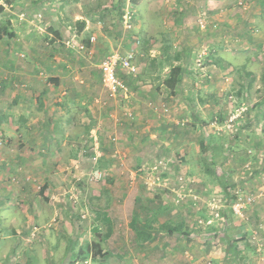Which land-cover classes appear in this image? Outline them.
<instances>
[{"label": "crops", "instance_id": "0c3cea01", "mask_svg": "<svg viewBox=\"0 0 264 264\" xmlns=\"http://www.w3.org/2000/svg\"><path fill=\"white\" fill-rule=\"evenodd\" d=\"M224 1L226 0H173L171 4L168 5V7H171V9L173 8V11L176 12L172 20L170 14L171 9L169 12L167 10H161L159 16L160 23H163L162 18L165 17L164 23L169 26L170 30H172V28L175 30L174 37L179 42L173 60L174 64H172V66L175 64L179 66L182 71L179 77L180 79H178V85L174 87V90L168 87L169 92H167L163 82L158 81V83H152L149 81L148 86H150L151 89L147 91L148 94L145 91H136L135 93L144 98L150 97L151 101L152 99H159L160 96L166 99L163 105L160 103L158 106L152 107L155 119L152 121L150 117L151 114H145L143 111H131L133 115L130 116L126 110L124 114L113 115H116L117 120L125 119L126 123H130V125L121 120L120 125L123 127L118 125L117 122L111 126L113 131L112 135L116 134L120 140H124L122 144L126 147V150H129L131 146L140 147L141 144L144 145L149 138L153 139V137L157 138L158 141L164 139L162 140L164 144H160L163 146V149H171L175 146L174 142H180V150H178L180 154L178 158L180 160L182 158V162L185 164L188 163V161L192 162L191 155L196 153L198 157L193 161L194 163H191V165L189 164L190 167L194 168V165H199V169L202 172L200 177L205 175V179L211 182L212 177L209 176L210 173L213 177L219 179V184H221L222 177L216 175L217 168H222L223 170L225 169L226 172H230L231 168L238 169L246 161H252V165L256 167V172L261 174L264 173V165L261 164L260 159L257 160L258 155L249 156L246 153V148L250 149V147L259 151L263 149L261 145L264 141L262 136V134H264V31L256 30L261 33L253 34L245 28L246 24H231L230 18L223 23L224 26L222 28L216 31H212L211 29L200 30L198 27L189 25L192 21L189 20L188 17L190 14L195 13L193 10L195 9L196 11V7H206V9L210 11L213 8L219 9L225 6V4H223ZM37 3L39 2H34L35 5H33L28 2L30 7L39 6L36 5ZM260 3L263 5L264 0H260ZM68 6L69 3L65 2L63 5L50 7V15H46V19L49 20L47 22L49 27L45 29L38 26L40 30L36 28V36L34 32L29 34L31 43L28 44V50L30 49L31 52L29 53L27 50H21V55L24 56L22 62H20L19 57L16 56L18 51L14 53L16 49H14L13 46L17 45L15 44L16 42H20L19 39L23 36L22 33L25 31L27 21L21 22L19 18H15L9 14L6 15V13L4 15V13L0 11V18L9 19L14 32L13 36L8 37L5 35L4 37H0V259L9 258L11 254H18L21 258L25 256V258H27L26 261L31 264L50 263L49 258H45L46 256L43 250L40 251V253L34 251L35 253L33 254L29 252L28 249L24 248L20 240L19 231L27 225L33 223L37 225L47 217L53 218L56 214L59 215L60 212L63 215L64 213L67 215L72 212L70 208L62 209L61 204H58V207L60 206L59 209H55L54 205L46 203L47 197L50 196V191L56 187L61 188L63 183H65L64 185L68 183L67 177L65 176L68 175L66 168L68 164L71 162L73 164L75 162L74 159L70 158L72 151L73 153L78 151L80 155V149L85 141L83 127L80 121L81 114H83V116L84 114H89V112L87 113L86 106L88 102L98 94L96 92L97 89L93 90L94 87H97V76L100 77V84L104 87L101 70L98 64L107 55L108 46L113 47L115 41H122V37L120 39L109 33L104 35L106 39L102 38L99 30L96 31L95 29H91L92 24H95L96 21L89 16L79 14L75 15L73 18L68 17V12L71 9L70 6L69 8ZM36 11L38 12L39 9ZM209 11L206 10L207 13H210ZM261 14L263 17L264 13L261 12ZM255 18L256 16L254 14V21ZM100 20L99 18L98 22H100ZM15 21L18 23L16 24ZM257 21L256 24H259L261 17H259ZM150 22L151 18L147 23ZM205 25L207 26L208 22H206ZM210 27L211 25H208V28ZM117 34H120L119 30ZM197 35L198 38H195L197 39L196 43L201 42L205 37L208 40H211L212 37L214 40L213 52L211 51L208 58V61L212 59V62L209 61L206 65L203 61L204 67L202 68L204 71L208 70V73L211 75V72L215 73L214 71H217L219 67L221 70L216 72L215 78L207 82V85L203 84L201 86V88H204L203 90L201 88L195 90L186 89L187 92L191 91V99H187L184 98L185 96L181 97L183 91L181 89H183L185 85L187 87L192 86V82L195 83L196 80V78L191 75L192 72L189 69L195 70V64L194 67H192V63H189V55L191 49L195 48V44H193L192 41ZM41 38L45 41L39 40L40 44L41 42L46 43L47 46L45 47L48 49L41 46L43 52H39L36 48V46H38L36 42ZM48 39H53V41L50 42ZM79 39L81 42L85 40L88 54L90 55L89 57H93V54H101L103 56L98 62L91 63L88 66L86 64L79 65L78 74L74 76V78L78 80H74L73 77H69L65 72V70H68V67H70V65L67 64L69 62L68 55H63L64 50L61 52L62 54H58L57 46L62 45L65 48L64 43L76 42V40L79 41ZM124 39L126 43V38ZM229 39H240L241 44L236 45V47L240 49L227 48L225 40ZM1 41L5 42L3 43ZM8 41L13 44L8 45ZM81 44H83V42ZM243 44H247V46H242ZM72 48L74 49L70 50L69 53H73V50H80V48ZM115 50H119L122 53L129 52L126 51L125 45L124 48H121L120 44L116 49L114 48V51ZM97 57L98 56H96V58ZM172 66L170 64L169 66L166 65L164 70L168 69L169 71ZM43 67H46L48 70L51 69V76L54 78L48 76L47 79L44 75H39V73L42 74V72H44ZM224 72L232 73L226 74L225 76ZM221 75H223V79H220ZM224 76L226 82H223ZM171 77L172 76L169 78ZM184 81L191 82L184 84ZM220 84H222V86H220ZM224 84H230L229 86L237 88L236 90L230 88V92L224 95L222 99L219 98L218 95H222L219 91H221V88H225ZM145 85L146 84H144V86ZM128 86L130 87L129 84ZM128 89L129 92H127L126 96L129 97L128 99L130 101V97H133L134 93L132 94L131 87ZM250 91H252L256 97L251 99L254 105L251 103L249 97H246L248 98L247 103L249 109L246 111L244 110L245 112L243 114L250 115V120L249 122L243 123L240 127L239 134H237V136L240 137L234 140V142H238L240 145L233 146L234 142L231 140L228 144V142H226L227 140L221 136H219L221 137L219 141L211 142L212 138L215 141L217 135H224L227 131L219 130L221 127H224V125H216L218 123L217 119H219L218 115L223 114V116L220 117L223 122H225L228 118V104H231L233 109L241 105V108L245 109V106H243L244 94L248 93L249 96L251 94ZM173 92H175L177 97L174 102H171ZM196 92H198L200 96L194 95ZM71 93L74 97L71 99V102H69L71 104L70 106V104L68 105L66 102V98H68ZM47 95H50V98L47 97ZM225 97L229 99L235 98L236 101L231 103L232 100L230 102V100L227 98L225 99ZM166 102H169L171 105V114L174 115L173 122L170 123L167 122L171 118L170 113H168L169 110L165 105ZM240 102H242L241 105ZM73 104L76 106L73 107ZM82 107H84V109ZM137 107H139V105ZM77 114H80V119L78 120L76 119ZM236 114H240V112L238 111ZM106 116L107 114L102 116L99 114V118L104 119V122ZM99 118L97 119L101 121L102 119ZM134 119L136 120L135 123L132 122ZM188 121H192L191 125L188 124ZM100 123L101 122H99V124ZM139 125H142V127L137 129ZM103 126L100 125V127ZM180 126L185 127L184 132ZM94 130L99 132V129L95 127H93L91 131ZM118 130H120V135L117 132ZM171 133L172 135L169 136L168 134ZM188 134H192L193 136L191 137L193 139L186 138L185 136ZM198 135H200V137H198ZM135 136H141L140 140H134ZM100 139H102V137H100ZM173 139L177 141L172 142ZM204 139L206 144L205 153L201 145ZM72 143L76 144L78 150H70V145ZM96 143L100 145L103 144L102 140H97ZM138 143L141 144L138 145ZM193 144L195 147L192 146ZM118 145L120 144L114 141L110 150L112 149L111 151L113 152L115 148L116 151ZM220 152L223 154H220ZM230 152L235 153L236 158L232 157ZM73 153L72 157H74ZM98 153H100V149H98ZM189 159H191V161ZM79 178L80 176L77 179ZM118 178L120 177L112 178L111 182H116ZM246 179V177L243 178V180L242 178H235V180L245 186L247 191H255L258 186L257 184L260 183V179ZM81 180L83 179L81 178ZM223 181L226 182L224 179ZM224 184H227V182ZM97 191L99 192L96 194L94 193L95 199L102 197V191ZM137 199L138 197H136V202H142L150 207L147 208V212L144 211L146 216L143 219L140 217L142 219L141 222H144L150 217L159 222L160 216L163 215L161 213L166 212L167 215H170L173 207V217L177 218L175 221L184 220V214L181 212L182 210L180 211V208L176 206L175 203L173 204L169 203L170 201L166 200L167 202H165L161 200V195H156L154 198L149 199L148 202L146 200L142 201ZM119 200L120 198H117V196H112V198H108V202H106L103 207L98 208L100 211L104 212V214L106 213L108 215L111 224L108 225L104 223L106 225L104 226L106 229L105 233L99 232L102 229V225H97L95 229H97L98 232H94V234L91 235V239L87 238L85 233L87 225L82 226L83 228L78 230V234L72 236L66 232L67 226L65 227L62 224L61 227L65 228L62 232L63 236L60 238L58 234L56 242L52 245L51 255L53 257H58V261H60V258L74 252L73 258L70 257L66 261H63L62 263L64 264L68 262L69 264H74V260L78 257L91 258L90 264H182L181 256L177 255V253L167 255L170 254V251L175 247L181 249L185 247V244L183 245L181 241V236L170 235L164 230L156 229L152 230L151 237L146 241L139 240L136 232L130 226V221L133 220L134 216H139V214L136 213V207L134 208L131 206L132 204L129 206L128 203L120 204L122 201ZM124 209L127 211V215L132 214L131 220H128L129 225L126 227L127 231L131 230L133 233L131 240H125L123 236H120L116 222L117 219L114 218V216L118 214H124ZM131 210L132 213H130ZM230 210L231 209L228 210L226 207V212L233 214ZM62 214L60 215L62 216ZM246 214L249 219L248 222H245L243 220L244 218L241 219L238 217L239 220L234 223L233 226L236 231L242 234L255 228L258 226V222L264 220V196L260 197L259 203L250 207ZM171 218L166 219V221ZM47 221L48 220H45L43 222ZM164 221L165 220H162V223ZM80 222L85 223L81 220ZM108 226L110 227V231ZM61 227H59V230ZM224 227L226 228L227 225H224ZM225 228L221 230L225 231ZM228 228H232L231 224ZM157 231L164 233L162 235L165 236V238H174L177 242L171 244L172 242L158 239V236H155ZM107 232L109 233L106 234ZM215 236H217V234H215L214 237ZM94 242H99L101 247L108 251L109 255L105 257H101L100 255L96 257L94 255L92 256ZM193 242H195V240L189 242L190 246ZM50 243L51 242H49V244ZM110 243L115 247V253L118 259L112 256L114 252L107 246V244ZM139 244H145L146 246L144 248ZM56 246L64 247L62 255L55 251ZM136 246L144 248V250L140 252V254L132 253L131 248ZM150 246H152V250H158L160 254L164 253L159 258L160 261L150 262L148 258L149 256L152 257L150 251L148 254V247ZM116 247L125 248L126 253L120 254L116 251ZM87 248L90 250H88V253L86 252ZM24 249L26 250L25 252L22 251ZM194 249L201 252V246L199 244H196L193 250ZM84 252H86V254ZM191 253L193 254L192 251ZM204 253H208L206 262L207 260H212V263L213 261L217 262L220 260V257H222L220 252L210 250L209 247ZM125 255L130 258H126L127 256ZM131 255L134 257L133 259ZM194 257L193 255L191 256V258ZM202 258L203 257L197 258L191 264L204 263ZM52 260L53 262L55 261L54 258Z\"/></svg>", "mask_w": 264, "mask_h": 264}, {"label": "rangeland", "instance_id": "374dc122", "mask_svg": "<svg viewBox=\"0 0 264 264\" xmlns=\"http://www.w3.org/2000/svg\"><path fill=\"white\" fill-rule=\"evenodd\" d=\"M172 1L173 0H138L137 3H134L133 0H0V11H2L4 15L6 13V15L9 14L15 18H19L21 22L27 21L25 31L22 33L23 36H21L19 39L20 42H16L15 44L17 45L13 46V48L16 49L14 53L18 51L16 56L19 57L20 62L24 60V56L21 55V50H27L29 53L31 52L30 49L28 50V44L31 43L29 34L31 32H34L36 36V28L40 30L38 26H41L45 29L48 28L49 25L47 22L49 20L46 19V15H50V7L63 5V3L65 2L69 3V6L71 8L68 12V17L73 18L75 15L82 14L83 16H89L93 18L96 22L95 24H92L91 29H95L96 31L99 30L102 38L106 39L104 35H106L107 33L112 34L113 36L120 39L122 37L121 42L115 41L113 47H107V54L112 51L115 52L116 50L114 51V48L116 49L119 44L121 48H124L125 45L126 51H133V53L135 54L134 64L136 65L137 73L129 75L127 73V70H122L120 72L124 81L132 88V94L134 93L133 97H130L131 100L129 101V97L126 96L127 92H129V86H127L126 89L122 90L121 92L112 94L100 84V77L97 76V87H94L93 90L97 89L96 92L98 94L96 95V97L92 98V100L89 101L86 106L87 113L89 112V114H84V116L83 114H81L80 121L83 127V136L85 141L83 142V146L80 149V155L78 154V151L76 153H73V149H78L76 144L72 143L70 145V150L74 154V157H72L71 153L70 158L74 159L75 162L73 164L71 162L67 165L66 169L68 175H64L67 177L68 183L66 185H64L65 183H63V186L61 188L56 187L55 189L50 191V196L47 197L46 203L54 205L55 209H59L60 206L58 207V204H61L62 209L70 208L73 213L71 212L67 215L64 213L63 215L60 212L59 215L56 214L53 217L55 221L53 220V218L47 217L45 218V220H48L47 222H43L45 221L43 220L41 221L42 223L40 222L37 225H34L36 223H33L27 225L19 231L20 240L23 243L24 248L28 249V251L33 254L36 251L40 253V251L43 250L46 256L45 258H49L50 260V263L48 264H64L62 263L63 261H66L70 257L73 258L74 252H72V254L69 253L63 258H60V261H58V257H53L51 255V248H53L52 245L56 242L58 234L60 238L63 236L62 232L65 228L61 227L62 224L65 227L67 226L66 232L71 234L72 236L77 235L78 230L83 228L82 226L87 225V228L85 229L87 232L85 231V233L87 238L91 239V235L94 234V232H98L95 228H97V225L99 224L100 226L102 225V229L99 232H106V229L104 227L106 226V223L103 220L104 212L100 211V209L98 208L103 207L104 204L108 202V198L117 196V198H120L119 201H122V203L120 204L128 203L129 206L130 204H132L131 206H133L134 208L136 207V213H138L139 216L141 215L140 217L143 219L146 216L144 211L147 212V208L150 207L149 205H145L142 202H136V197H138L139 200H146L148 202L149 199L154 198L156 195H161V200L165 202L170 201L169 203H175L176 206L180 208V211L182 210L181 212L184 214L183 219L186 221L187 225L186 230H188L189 232V236H181V241L183 242V245L185 244V247H183L182 249L179 247H175L170 251V254L167 255L177 253V255L181 256L182 264H191L197 258L201 257H203L202 261L204 262L201 264H264V220L258 222V226H256L255 228H252L250 229V231H247L243 234L239 233L235 230V228H233L234 223L239 220L238 217H240L241 219L244 218L243 220L245 222L249 221L246 214L247 210L259 203V198L264 196V173H257L256 167L252 165V161H246L238 169L231 168L230 172H226V170H223L222 168H217L216 175L222 177L221 184H219V179H216L210 173L209 176L212 177L211 182H209L208 179H205V175L200 177L202 172L199 169V165H194V168L190 167L191 163H194L193 161L196 160V157H198L196 153L191 155V159L193 160L192 162L188 161V163L184 164L180 161V159L178 158L180 154V152L178 151L180 150V142H174L177 141L176 139H173L172 142L175 143V146H173L171 149H163V146L160 144H164L162 143V140L164 139L158 141L157 138L153 137V139L149 138V140L145 142L144 145L138 143V145L141 144L140 147L131 146L129 150H126V147H124L122 144L124 140H120V138L116 134L112 135L113 131L111 129V126L114 123L116 124V122L118 123V125H120L122 120H117L116 115L113 114H124L126 110L128 114L132 113L131 111H143L145 114H151L150 117L152 121L153 119H155L152 107L158 106L160 103L163 105L164 100L166 99L160 96L159 99H152V101L154 100L152 102L150 97L144 98L143 96H139V94L135 93L136 91H145L147 93V91L151 89L150 86H148L149 81H151L152 83H158V81L163 82L165 84L164 88L167 92H169L168 87L174 90V87L178 85V82H175V84H173V81H169V77L175 74L172 73L174 67H172L171 70L169 69V71L168 69L164 70V67H166V65L169 66V64L171 66L172 64H174L173 60L179 42L174 37L175 30L173 28L172 30H170L169 26L164 23L165 17L162 18L163 26L160 23L159 19L161 10H167L169 12L171 7H168V5L171 4ZM28 2L32 3L33 5H35L34 2H39L36 4L39 6L30 7V4H28ZM223 4H225V6L219 9L213 8L210 11L209 9H206V7H196V11L195 9L193 10L195 13L190 14L188 17V19L191 20L192 23L187 24L198 27L200 30L211 29L212 31H216L219 30V28H222L224 26L223 23L226 22L228 18H230L231 24H246L245 28H247V30L253 34L261 33L260 31H264V16H261V12L264 13V4L262 5L260 3V0H226ZM37 9H39L38 12L36 11ZM206 10H208L212 15L210 13H207ZM127 11H131V13H133L132 28L125 27L124 15ZM175 13L176 12H174L172 8L170 11L171 20L173 16H175ZM254 14L256 16L255 21ZM201 17L205 18V23L208 22V25H211L210 28H208V25L205 28L201 27V25L199 24V18ZM259 17H261V21L259 24H256ZM99 18L101 19L100 22H98ZM150 18L151 22L147 23ZM15 23L17 24L18 22L15 21ZM118 30L120 34H117ZM124 38H126V43ZM195 38H198V35L195 36L192 41L193 44H195V48L191 49V53L189 55V63H192V67H194L195 57L197 58L199 54H203V61L207 65L209 61L212 62V59H209L208 61V58L211 51L213 52L214 40L212 37L211 40H208L205 37V40L203 39L204 41L201 40V42L196 43L197 39ZM39 40H45L43 38L38 39L36 43L40 47L35 45L39 52H43L41 46L45 47L47 46V44L44 42H41L40 44ZM48 41L52 42L53 39H48ZM1 42L4 43L5 41ZM82 42L84 44L83 48H81L79 51L73 50V53H69L70 50L74 49L72 47L77 48L78 45H80ZM82 42L79 39V41L76 40V42L64 43L65 48L62 45L57 46L58 54H62L61 52L64 50L63 55H68L67 57L69 62L67 64H69L70 67H68V70H65V72L69 77H73L74 80H78L75 79L74 76L78 74L79 65L86 64L88 66L91 63L98 62L103 56L101 54H93V57H89L90 55L88 54L86 42L85 40H82ZM225 43L227 48L239 50L240 48L236 47V45L241 44V40L229 39L225 40ZM7 44L12 45L13 43L11 44L8 41ZM242 46H247V44H243ZM120 53L123 54L122 52ZM96 56L98 57L96 58ZM174 66H176V64ZM202 67H204V64ZM43 69L44 72H42V74L39 73V75H44L46 78L48 76L54 78L53 76H51V69L48 70L46 67H43ZM189 69L192 72L191 75L194 76L196 80L195 83L192 82V86L187 87L185 85L186 87L184 86L183 89H181L183 90L181 97L185 96L184 98L187 99H191V91L187 92L186 89L195 90L197 88H201L203 84L207 85V82L215 78L216 72L218 70H221V68L219 67L217 71H214L215 73L211 72V76L206 79L203 77V69L199 71H195L196 69ZM231 73L232 72H224V75L226 76V74ZM225 76L223 82H226ZM220 79H223V75H221ZM187 82L191 81H184V84H186ZM144 84L146 85L144 86ZM197 85H199L200 87ZM229 85L226 84L224 86L225 88H221V91L219 92L222 93V95H218L219 98L223 99L224 95L230 92V88H234V90H236L237 87H231ZM220 86H222V84H220ZM201 89L203 90L204 88ZM250 93L251 94L249 96L248 93L244 94L245 98L243 106H245V109L241 108L242 102H240L241 106L235 107V109H233V106H231V104H228V118L225 120V122H223L220 117L223 116V114L218 115L219 119H217V121L219 124L217 123L216 125H224V127H221V129L219 130L227 131L224 135H217L215 141L212 138L211 142H217L222 137L225 138L227 140L226 142H228L229 144L230 140L234 142L236 138L240 137L237 136V134H239L240 127L243 125V123L249 122L250 120V115L248 116L247 114H243L247 109H249V105L247 103L248 98L246 97H249L253 105L254 103L251 99H254V97H256V95L254 96L252 91H250ZM172 94L173 97H171V102H174L177 96L175 95V92H173ZM194 95H199V93L196 92L194 93ZM49 96L50 95H47V97ZM73 97L74 96L71 93L68 98H66V102L68 103V105L70 104L69 102H71V99H73ZM226 98L230 100V102L232 100L231 103H234L236 101L235 98L229 99L228 97H225V99ZM138 105L139 107H137ZM165 105L169 110L168 113H170L171 118L167 122H173L174 115L171 114V105L169 104V102H166ZM74 106L76 105L73 104V107ZM82 108L84 109V107ZM238 111L240 112V114H236ZM99 114H101V116L107 114L105 122L104 119L99 118ZM79 115L80 114H77V120L80 119ZM97 118L102 120L99 121ZM124 120L122 121L126 123V120ZM99 122L101 123L99 124ZM132 122L135 123L136 120L134 119ZM188 122V124L191 125L192 121ZM126 124L130 125V123ZM100 125H104V128L100 127ZM120 126L123 127L122 125ZM93 127L99 129V132H97L96 130L91 131ZM141 127L142 125H139L137 129H140ZM180 127L184 132L185 127ZM117 132L120 135V130H118ZM168 135L170 136L172 135V133ZM191 136L193 135L188 134L185 137L188 139H193ZM262 136L264 139V134H262ZM100 137H102V139H100ZM198 137H200V135H198ZM140 138L141 136H135L134 140H140ZM97 140H102L103 144L100 145L99 143H96ZM114 141H117V144L120 145L117 146L116 151L114 148L112 152V149L110 150V148L113 145ZM234 143L233 146L240 145L238 142ZM192 146L195 147L194 144ZM261 146L263 149L260 151L255 150L252 147H250V149L246 148V153L249 156L258 155L257 160L260 159L261 164L264 165V141ZM98 149H100V153H98ZM221 153L222 152H220V154ZM230 154L232 157L236 158L235 153L230 152ZM191 159L189 160L191 161ZM167 160L169 163L166 162ZM158 175L161 176L160 185L148 183L150 182V179L154 180ZM79 176L80 178L77 179ZM113 176L120 178H118L116 182H111V179L114 178ZM179 176H184V180L180 181ZM245 177L247 178L246 180H254L256 178L260 179V183L257 184L258 186L256 187L257 189L255 191H247L244 185L235 180V178H242L243 180V178ZM81 178L83 180H81ZM223 179L227 182V184H224L226 182H224ZM97 190L102 191V197L99 199H95L94 197V193L96 194L97 192H99ZM232 190L239 191L240 194H242L244 197H252V200L246 202L243 207H241L240 213L235 212L232 208V205L228 204V201H225V199H228L230 197L229 193L232 192ZM222 203H224V207L223 209L220 208V217L216 218L215 214L212 213V211L214 210V208L212 209V207L217 206V208H219ZM226 207L228 208V210L231 209L230 211H232L233 214L227 213ZM172 209H174V207ZM172 209L170 215H167L166 212H162L161 214L163 215L160 214L161 216L159 218V222H157L155 227L162 223V220H166L171 217L172 218L170 220H174V222H176L175 220L177 218L173 217ZM126 213L127 211L124 209V214H118L117 216H114V218L117 219L116 222L120 236H123V239L125 240H131L133 233L131 230L127 231L126 227L127 225H129L128 220H131L132 214L127 215ZM130 213H132V210ZM60 214H62V216ZM221 216L224 217L223 220L221 219ZM207 219L213 220V223L211 225L216 226L220 229L212 228L210 232L207 229L206 234L202 233V231L200 230L202 229L200 222ZM80 220L85 223H81ZM228 224H231L232 228L229 229ZM33 225L38 227L39 229V231L35 234L33 233ZM224 225H227V227L225 228ZM59 227H61L60 230ZM222 228H225V231H222ZM159 233L160 231H157V234L155 235L158 236V239L172 242L171 244H175L177 242L175 241L176 239L170 237L165 238V236L162 235L164 233ZM215 234H217V236L214 237ZM46 240L48 243L46 242ZM194 240L195 242H193V244L190 246L189 242ZM49 242L51 243L49 244ZM196 244H199L201 246V252L195 249L193 250ZM139 245L143 246L144 248L146 246L145 244ZM107 246L114 252V255L112 256L115 259H118V256L115 253V247L112 246L111 243L107 244ZM208 247L210 248V250L218 251L222 254L220 260H218L217 262L213 261V263L212 260H207L206 262V259H208V253L206 254L204 252L208 249ZM144 248H140L137 246L132 247L131 252L134 254H140V252H142ZM55 249V251L61 253V255L63 254V246H56ZM88 250L89 248H87L86 252H89ZM190 250L193 252V254ZM22 251L25 252L26 250L24 249ZM116 251L120 254L126 253V249L123 247H116ZM149 251L150 255L152 256L148 257L150 262L160 261L159 258L162 254H164H160L158 250H152V246L148 247V254ZM86 252L84 253L86 254ZM192 255L195 257L191 258ZM53 258L55 259L54 262L52 260ZM126 258L130 257L127 256ZM133 258L134 257L132 256V259ZM26 260L27 258H25V256L21 258V256L18 254H11L9 258H1L0 262L1 264H31ZM66 264H69V262Z\"/></svg>", "mask_w": 264, "mask_h": 264}, {"label": "built area", "instance_id": "2783aa9c", "mask_svg": "<svg viewBox=\"0 0 264 264\" xmlns=\"http://www.w3.org/2000/svg\"><path fill=\"white\" fill-rule=\"evenodd\" d=\"M124 17H125V21H124L125 27L132 28V26H133V13H131V11H127L125 13ZM199 24L201 25L202 28L206 27L204 17L199 18ZM69 47H71V46H69ZM83 47H84L83 44H80V45H78L77 48L81 49ZM202 55L203 54H199L197 58L195 57V69H196L195 71H199V70L203 69L202 68V66H203ZM134 60H135V54L133 53V51H129V52L123 53V54H121L119 51H115V52H111V53L107 54L100 61L99 67H100V70L102 72V83H103L104 87L108 91H110L112 94H116L118 92H121L122 90H125L126 87L128 86L127 83L124 81V79L121 76L120 72L122 70H127V73L129 75L137 73V68H136V65L134 64ZM197 64H198V67H197ZM202 73H203V77L206 79L211 76L208 73V70H205ZM129 114H130V116L133 115L132 113H129ZM166 162L169 163L168 160ZM183 177L184 176H179L180 181L184 180ZM160 181H161V176L158 175V176H156V178L154 180L150 179V182H148V183L160 185ZM229 194H230V197L228 199H225V201H228V204H231L233 210L237 213H240L241 207H243V205L246 202L252 200V197H250V196L244 197L242 194H240L239 191H236V190H232V192H230ZM223 207H224V203H222V205H220L219 208H217V206L212 207V209L214 208L212 213L215 214L216 218L220 217V208L223 209ZM221 219L223 220L224 217L221 216ZM53 220L55 221V219H53ZM200 223H201V227H202V229H200V230L202 231V233L206 234L208 226L213 223V220H210V219L202 220V222H200ZM38 231H39L38 227L34 226V232L33 233L35 234ZM90 262H91V258H89V257H87V258L78 257L74 260V264H90Z\"/></svg>", "mask_w": 264, "mask_h": 264}, {"label": "trees", "instance_id": "16d2710c", "mask_svg": "<svg viewBox=\"0 0 264 264\" xmlns=\"http://www.w3.org/2000/svg\"><path fill=\"white\" fill-rule=\"evenodd\" d=\"M137 1L138 0H133L134 3H137ZM5 35L10 37L14 35V32L11 27L10 20L0 18V37H4ZM172 67H174V69L172 70L173 71L172 73H175V74H173V76L169 78V81H173V84H174L175 82L176 83L178 82V79H180L179 77L182 71L179 66H172ZM201 145L203 148V152L205 153L206 151L205 139L202 140ZM180 161L182 162V158ZM103 216H104L103 220L105 221V223L110 225L111 222H110V218L108 217V215L105 213ZM141 220L142 219L140 218V216H134L133 220L131 221V225H130L132 229L136 232L137 238L141 241H146L147 239H149L152 235V230H156V229L164 230L170 235L189 236V232L188 230H186V226H187L186 221L184 220H178L176 222L171 221V220H168V221L165 220L163 223H160L159 225H157V227H155L157 224V220L153 219L152 217L147 218L144 222H141ZM212 228H216V226L209 225L208 226L209 232ZM109 231H110V227H109ZM108 233L109 232H107L106 234ZM93 246L94 247H93L92 255H94L95 257L97 255H100L101 257H105L109 255L108 251L104 250L103 247H101L99 242H94Z\"/></svg>", "mask_w": 264, "mask_h": 264}]
</instances>
